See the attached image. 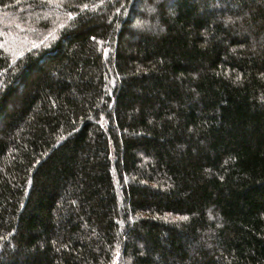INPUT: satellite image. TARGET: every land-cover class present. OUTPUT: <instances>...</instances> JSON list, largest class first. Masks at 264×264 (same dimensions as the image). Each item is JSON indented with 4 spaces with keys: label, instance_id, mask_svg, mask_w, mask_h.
<instances>
[{
    "label": "trees",
    "instance_id": "obj_1",
    "mask_svg": "<svg viewBox=\"0 0 264 264\" xmlns=\"http://www.w3.org/2000/svg\"><path fill=\"white\" fill-rule=\"evenodd\" d=\"M0 264H264V0H0Z\"/></svg>",
    "mask_w": 264,
    "mask_h": 264
}]
</instances>
